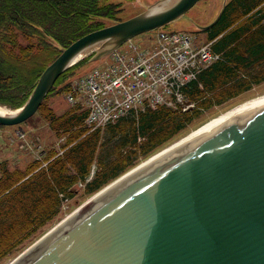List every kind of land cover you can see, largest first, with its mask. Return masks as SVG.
<instances>
[{
  "label": "water",
  "instance_id": "obj_1",
  "mask_svg": "<svg viewBox=\"0 0 264 264\" xmlns=\"http://www.w3.org/2000/svg\"><path fill=\"white\" fill-rule=\"evenodd\" d=\"M196 2L155 0L81 35L44 67L23 104L0 112V124L30 116L87 49L96 48L90 58L98 59ZM224 4L198 27L211 26ZM138 166L93 193L7 264H264V104Z\"/></svg>",
  "mask_w": 264,
  "mask_h": 264
},
{
  "label": "trees",
  "instance_id": "obj_2",
  "mask_svg": "<svg viewBox=\"0 0 264 264\" xmlns=\"http://www.w3.org/2000/svg\"><path fill=\"white\" fill-rule=\"evenodd\" d=\"M32 1L43 10L20 0H0V103L12 108L25 101L44 67L79 36L76 29L102 26L96 16L112 17L116 9L100 0ZM201 31L220 56L182 87L185 98L194 102L185 110L158 105L89 129L84 108L57 114L46 101L55 89L67 87L75 65L58 75L38 111L62 141L49 144L41 158L22 167L0 160V259L18 253L22 242L56 218L64 199L78 191L94 193L127 170L137 153L148 154L203 109L264 79V0H227L218 19Z\"/></svg>",
  "mask_w": 264,
  "mask_h": 264
},
{
  "label": "rangeland",
  "instance_id": "obj_3",
  "mask_svg": "<svg viewBox=\"0 0 264 264\" xmlns=\"http://www.w3.org/2000/svg\"><path fill=\"white\" fill-rule=\"evenodd\" d=\"M154 1L155 0H100L99 3H109L111 5L114 4L116 9L112 17L96 16V18L102 21L99 25L101 24H103L102 26L108 25L114 22L112 19L123 20L125 18H128L133 14L143 10L144 7L146 8ZM20 2H22L23 5L31 4L32 7L36 6L42 10L44 8L42 7L43 6L42 4H36L32 0H20ZM222 2L223 0H197V2L193 6H191L187 11H185L183 14L176 17L175 19L169 21L166 24V26H164V28L168 30L170 29L189 30L191 32H194L193 37H194V41L197 44H204L208 41L205 33L202 31L199 32V30H192L191 28L192 27L194 28L195 25L204 24L207 21H209L211 17L214 16V14L217 12L219 7L222 5ZM47 10L49 11V9ZM192 18L193 21L191 20ZM76 22L77 23L80 22V19H78L77 17H75V23ZM59 23H62V21ZM92 27L87 28L86 26L82 25L79 28L77 27L78 29H76L75 32L73 33L75 36L79 35L78 37H80L81 35L91 30H94ZM154 34L155 31L153 30H147L139 34H136L135 36H133L131 41L124 42V44L122 43L123 45L121 44L120 46H118L117 51L112 56L109 57L103 56L102 58L97 60H91L90 58L92 53L96 51V48L87 49L82 55L83 57H81L84 58L83 63H79V64L73 63L75 67L73 71L70 72V76L68 77L69 84L67 85V87L64 88L61 92L60 91L57 92V90L55 89V91L49 94L46 101L51 105V107L57 114L65 112L66 110H69L72 107H79V108H83L84 106L90 107L88 105V102L85 105L81 103L79 98L82 97L83 99H85L86 93H84L83 89H80L75 93L74 84L79 83L80 85L83 80H86L88 77L92 75L93 71L96 68L106 67L111 60H115V54L127 51L129 48H131V44L143 48H146L145 46L147 45L149 46L152 45ZM78 37H76L75 39H77ZM75 39H73L72 41H74ZM70 43H68V45ZM104 57H105L104 60L106 61L103 62L101 65L97 66L96 64H100ZM81 58L79 60H81ZM76 62H78V60ZM5 66L6 64L4 63L3 64L4 69ZM4 69L2 71L3 73L5 72ZM14 72H16L18 75H22L21 72H18L16 70ZM58 85L56 88L60 87ZM263 89H264V79L258 83L253 84L250 88L240 91L239 93H236L235 95L231 96L230 98L224 100L219 104H214L206 109H203L198 115L192 117V119L189 122H187L185 126L177 130L176 132L172 133L167 139L162 141L160 144L156 145L154 147L155 149H153L151 152H149L146 155L140 154L141 152L137 153L139 155L136 154L137 156L135 158V161H133L131 166L139 163L145 157L151 155L162 146H165L171 143L172 141H174L175 139H177L178 137L183 136L184 133H187L188 131L190 132L191 129L195 128L196 126H199L201 123L209 119L212 115L220 112L218 110L222 108H226L228 102L238 101L247 96L253 95L256 91L259 90L261 91ZM69 96L73 97L74 99L68 100ZM38 110L39 109L37 107V109L30 116H28L27 118H25L20 122L11 123V124H0V160L6 159L11 166L18 165L22 167L31 158L38 156L39 149L41 150V148L44 147L46 148V146L48 147V145L51 143H55V144L57 143L56 145H58V143L62 141L61 139L57 138L54 135L49 125V122L44 117H42L41 112H39ZM85 121L86 118H84V122ZM17 136H19V138ZM10 138L13 139L15 138V139L11 140ZM131 166L129 168H131ZM90 196L91 194L89 193L78 191L77 194L66 200L63 203V206L57 217L45 223L43 226L39 228V230L32 237L28 238L26 241H24V243L22 242L23 244L21 243L20 244L21 246L19 245L20 249L17 252H21L28 244L33 242L39 235H41L46 230L51 228L54 224L59 222L62 218H64L67 214H69L71 211L77 208ZM17 254L18 253L14 255V253H12L11 255H7L1 258L0 264H7L9 259L13 255L16 256Z\"/></svg>",
  "mask_w": 264,
  "mask_h": 264
},
{
  "label": "built area",
  "instance_id": "obj_4",
  "mask_svg": "<svg viewBox=\"0 0 264 264\" xmlns=\"http://www.w3.org/2000/svg\"><path fill=\"white\" fill-rule=\"evenodd\" d=\"M145 47L131 44L106 67L74 84L75 92L86 93L79 100L90 106L87 124L103 125L129 110L160 104L185 109L192 103H185L181 87L219 56L209 42L197 44L186 31L158 29L153 44Z\"/></svg>",
  "mask_w": 264,
  "mask_h": 264
},
{
  "label": "bare ground",
  "instance_id": "obj_5",
  "mask_svg": "<svg viewBox=\"0 0 264 264\" xmlns=\"http://www.w3.org/2000/svg\"><path fill=\"white\" fill-rule=\"evenodd\" d=\"M206 23H204V24H206ZM132 38H133V36L131 37V39L127 40L126 42L131 41ZM82 55H80V56H82ZM49 90L47 91V93L49 92ZM45 95H44V97H45ZM72 99H74V98L69 96L68 100H72ZM263 104H264V89L261 90V91L260 90L256 91L253 95L247 96V97H245L243 99H240L238 101H230V102H228V105L226 106V108H222V109L218 110L220 112L217 111L218 113L212 115L209 119H207L206 121L201 123L199 126H196L195 128L191 129L190 132L188 131L187 133H184L183 136H180L177 139H175L174 141H172L171 143H169V144H167L165 146H162L161 148L157 149L154 153H152L151 155L145 157L139 163L131 166V168H133L136 165L140 164V166H138V167H141L140 169H142V167L148 165L151 162H155L157 159H159V158L163 157L164 155L168 154L172 149H174L176 146L180 145L182 142H184V141H186L188 139L191 140V138L194 139V138H196V137H198V136H200V135H202V134L214 129L217 126H219V125H221L223 123H226L229 119L234 118L236 116H239L242 113H244L245 111H249V110L254 109L256 107H260ZM8 107L9 106L0 103V112H3V113L12 112V111L9 110L10 108H8ZM29 245L30 244H28L27 247ZM16 256L13 255L9 259V261H11Z\"/></svg>",
  "mask_w": 264,
  "mask_h": 264
}]
</instances>
